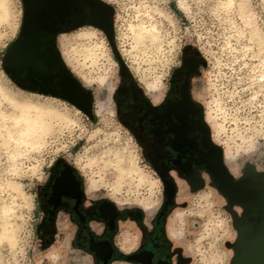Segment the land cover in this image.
<instances>
[{
    "label": "rangeland",
    "instance_id": "1",
    "mask_svg": "<svg viewBox=\"0 0 264 264\" xmlns=\"http://www.w3.org/2000/svg\"><path fill=\"white\" fill-rule=\"evenodd\" d=\"M101 1L112 9L114 43L125 70L105 33L93 25L56 37L65 65L92 93L88 116L67 100L20 87L7 74L3 59L20 34L24 5L0 0V110L15 113L12 99L32 103L48 111L50 123L36 146L14 160L0 136V264H55L50 256L60 253L40 248L38 193L59 157L119 206L150 214L162 203L159 174L118 115L115 93L124 73L156 101L184 57L196 55L191 94L211 142L222 149L235 177L246 164L264 172V0ZM177 199L181 203L170 214L168 229L189 264H229L233 251L227 244L237 232L227 201L211 182L198 192L182 188Z\"/></svg>",
    "mask_w": 264,
    "mask_h": 264
},
{
    "label": "flooded vegetation",
    "instance_id": "2",
    "mask_svg": "<svg viewBox=\"0 0 264 264\" xmlns=\"http://www.w3.org/2000/svg\"><path fill=\"white\" fill-rule=\"evenodd\" d=\"M179 68L159 100L151 99L127 73L115 93L119 117L162 181V203L150 214L119 206L91 189L70 160L57 158L39 189L37 225L40 248L60 253L50 256L55 264H189L169 233L168 218L181 203L180 189L198 192L214 182L202 159L218 148L208 139L201 107L195 100L194 108L183 101L185 68L182 63ZM189 173L194 182L186 178Z\"/></svg>",
    "mask_w": 264,
    "mask_h": 264
},
{
    "label": "water",
    "instance_id": "3",
    "mask_svg": "<svg viewBox=\"0 0 264 264\" xmlns=\"http://www.w3.org/2000/svg\"><path fill=\"white\" fill-rule=\"evenodd\" d=\"M23 21L19 36L8 47L4 69L20 87L67 100L91 116L92 93L65 65L56 45L60 32L90 24L101 29L108 38L121 67L125 64L114 43L112 9L101 0H22ZM198 57L182 60L185 68L182 83L183 101L194 108L191 77L198 71ZM178 74L181 69L175 70ZM208 139L211 140L208 127ZM210 150L202 161L214 180L212 185L227 201L226 210L236 229L234 242L227 244L233 254L229 264H264V172L246 164L235 177L227 168L223 151ZM186 178L194 182L189 173ZM173 186V184H172ZM198 188V186L196 187ZM174 188L167 193L172 198ZM239 207L240 211L235 207Z\"/></svg>",
    "mask_w": 264,
    "mask_h": 264
},
{
    "label": "bare ground",
    "instance_id": "4",
    "mask_svg": "<svg viewBox=\"0 0 264 264\" xmlns=\"http://www.w3.org/2000/svg\"><path fill=\"white\" fill-rule=\"evenodd\" d=\"M11 101L17 110L13 114H6L0 110V118L5 120L0 122V136L3 137L4 145L12 147L9 156L14 160L24 150H27V146L32 147L36 144L35 141L50 126V123L46 118L48 111L40 106L17 102L13 99ZM6 120H10V125L7 124ZM4 233L6 234V232ZM7 238L13 241L11 234H7Z\"/></svg>",
    "mask_w": 264,
    "mask_h": 264
}]
</instances>
